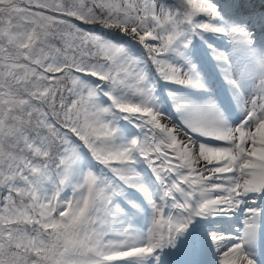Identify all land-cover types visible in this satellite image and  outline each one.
I'll list each match as a JSON object with an SVG mask.
<instances>
[{
    "label": "snow or ice",
    "instance_id": "snow-or-ice-1",
    "mask_svg": "<svg viewBox=\"0 0 264 264\" xmlns=\"http://www.w3.org/2000/svg\"><path fill=\"white\" fill-rule=\"evenodd\" d=\"M0 264H264V0H0Z\"/></svg>",
    "mask_w": 264,
    "mask_h": 264
}]
</instances>
